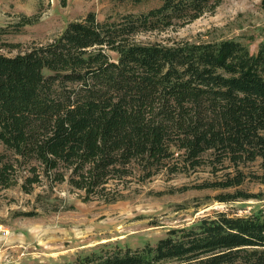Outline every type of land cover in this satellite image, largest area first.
<instances>
[{
    "label": "trees",
    "instance_id": "16d2710c",
    "mask_svg": "<svg viewBox=\"0 0 264 264\" xmlns=\"http://www.w3.org/2000/svg\"><path fill=\"white\" fill-rule=\"evenodd\" d=\"M221 1L161 0L116 21L89 13L45 45L0 54V142L48 175L59 163L72 168V183L87 192L107 177L127 176L133 164L205 165L221 175L200 188L227 191L241 187V168L256 163L262 174L250 175L264 184V45L251 54L235 41H135ZM12 167L0 168L2 187ZM251 197L236 190L216 200ZM65 264H264V212L218 213L170 230L155 247L105 250Z\"/></svg>",
    "mask_w": 264,
    "mask_h": 264
},
{
    "label": "rangeland",
    "instance_id": "374dc122",
    "mask_svg": "<svg viewBox=\"0 0 264 264\" xmlns=\"http://www.w3.org/2000/svg\"><path fill=\"white\" fill-rule=\"evenodd\" d=\"M161 4L66 0L63 6L61 0H0V54L13 57L45 45L68 23L89 13L98 22L116 21ZM135 41L169 46L235 41L255 54L264 45V0H222L212 12L141 32ZM4 164L13 167L5 174L9 186L0 185V264H65L105 250H142L155 247L170 230L188 228L218 213L247 217L264 212V184L250 175L262 174L256 163L241 168L247 178L236 189L252 197L230 203L216 197L236 190L200 188L221 175H213L205 165L193 170L185 165L133 164L126 168L127 176L107 177L103 186L87 192L72 183L77 179L72 168L59 163L48 175L37 161L19 159L0 142V168Z\"/></svg>",
    "mask_w": 264,
    "mask_h": 264
}]
</instances>
